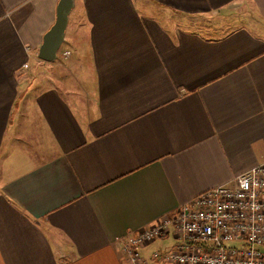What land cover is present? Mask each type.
Masks as SVG:
<instances>
[{"label":"crops","instance_id":"obj_1","mask_svg":"<svg viewBox=\"0 0 264 264\" xmlns=\"http://www.w3.org/2000/svg\"><path fill=\"white\" fill-rule=\"evenodd\" d=\"M58 1L0 0V264H131L139 230L264 162V0H75L35 76Z\"/></svg>","mask_w":264,"mask_h":264},{"label":"built area","instance_id":"obj_2","mask_svg":"<svg viewBox=\"0 0 264 264\" xmlns=\"http://www.w3.org/2000/svg\"><path fill=\"white\" fill-rule=\"evenodd\" d=\"M233 181L139 230L124 246L131 264H148L138 248L170 234L178 243L152 255L160 264H264V162Z\"/></svg>","mask_w":264,"mask_h":264},{"label":"water","instance_id":"obj_3","mask_svg":"<svg viewBox=\"0 0 264 264\" xmlns=\"http://www.w3.org/2000/svg\"><path fill=\"white\" fill-rule=\"evenodd\" d=\"M75 7V0H59L54 24L45 33L39 48L38 57L44 62H54L65 41L70 14Z\"/></svg>","mask_w":264,"mask_h":264},{"label":"rangeland","instance_id":"obj_4","mask_svg":"<svg viewBox=\"0 0 264 264\" xmlns=\"http://www.w3.org/2000/svg\"><path fill=\"white\" fill-rule=\"evenodd\" d=\"M227 19V18H226ZM254 18H252L251 16H247V15H245V13L243 14V15H241V16H238V17H232V18H230V19H228V20H226V21H224L223 20V18L221 19H219L220 20V22L219 23H216V26H220V25H223V26H225L226 28H229V29H232L233 27H235L236 25H246V26H248L249 25V22L251 21V20H253ZM196 23H197V25L198 24H201V25H212V24H215V19L214 18H210V17H208V18H206V17H197V19H196ZM218 22V21H217ZM70 49V48H69ZM65 50H67V45H66V42L64 41V43L62 44V46H61V48H60V50H59V52H58V57H57V60L56 61H54L57 65L59 64V63H63L65 60V58L63 57V52L65 51ZM70 51H72L71 49H70ZM30 65H31V69H32V72H35V76H39L40 75V73H41V68H42V66L40 65V59H39V57H38V54H34V57H32V59L30 60ZM54 63V64H55ZM49 64H51V66L53 65V62L52 63H45L43 66L45 67V66H48ZM56 65V66H57ZM55 66V67H56ZM52 70L54 71V75H57V73H56V68H53L52 67ZM49 73V72H48ZM52 74H53V72H51ZM51 73H49V74H51ZM76 74V73H75ZM77 76H78V74H77ZM165 238H169V239H166V243H167V245L168 246H170L174 241H172L173 239V237L170 235L169 237H165Z\"/></svg>","mask_w":264,"mask_h":264}]
</instances>
